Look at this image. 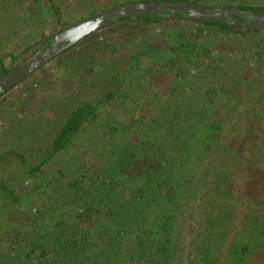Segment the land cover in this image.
<instances>
[{
  "label": "trees",
  "instance_id": "1",
  "mask_svg": "<svg viewBox=\"0 0 264 264\" xmlns=\"http://www.w3.org/2000/svg\"><path fill=\"white\" fill-rule=\"evenodd\" d=\"M136 1L159 0H79L74 20L70 0H0V77L58 32ZM162 1L264 13V0ZM122 24L134 33L95 32L49 62L61 79L119 56L115 70L68 99L44 143L24 139L26 124L0 152L12 168L0 177V264H264L263 113L232 118L264 83V29L165 13L108 28Z\"/></svg>",
  "mask_w": 264,
  "mask_h": 264
},
{
  "label": "rangeland",
  "instance_id": "2",
  "mask_svg": "<svg viewBox=\"0 0 264 264\" xmlns=\"http://www.w3.org/2000/svg\"><path fill=\"white\" fill-rule=\"evenodd\" d=\"M78 1L79 0H70V3L74 6V9L71 11V16L69 17L70 20L80 19L85 14V10L83 8L76 6ZM217 2L210 4L214 5L212 7H222L217 6ZM134 29V26L131 24H122L110 28H104L98 31L94 37L103 38L108 35L111 38H117L119 36L134 33ZM118 58L119 56H113L107 60L93 64L83 74L69 79L58 78L55 75L57 67L52 65V63H48L44 66V69L31 75L27 80L15 87L10 93L1 97L0 152L10 149L16 145L18 139H14V137H16L15 131L22 129L23 125L26 124L29 132L24 139L31 140L32 142L34 141V143H44V141L48 138L47 129L51 122V117L61 113L65 109L68 99L85 85L103 75L113 72L116 68L114 65L119 60ZM9 63L10 62H8V64ZM118 69L121 70L123 67ZM248 108L256 109L258 111L260 109L264 118V83L258 88V98L254 101V103L248 104L245 100H243L238 105V108L232 116L233 123L242 121L244 118L243 114ZM9 114H14V120L9 117ZM12 130L13 134H10L9 132ZM10 168H0V177L6 172H11ZM238 182L241 186V178L238 179ZM17 189L22 191L20 188ZM238 204L239 206L236 207L235 212L239 217L237 225L240 226L241 219L247 212V206L246 204H242L241 199L238 201ZM22 205L24 207L34 208L40 204L39 202H34L28 199V197H23ZM182 221L186 223L184 232L187 233L190 229V221L186 218L182 219ZM191 223H194V220L193 222L191 220ZM237 232L238 228H235L232 235Z\"/></svg>",
  "mask_w": 264,
  "mask_h": 264
},
{
  "label": "water",
  "instance_id": "3",
  "mask_svg": "<svg viewBox=\"0 0 264 264\" xmlns=\"http://www.w3.org/2000/svg\"><path fill=\"white\" fill-rule=\"evenodd\" d=\"M165 13L171 18L194 21H219L227 19L246 28L264 29V13L243 10L237 7H212L198 3L173 1H136L111 8L102 14L77 22L51 38L50 46H43L32 53L18 66L0 77V97L28 79L44 65L65 50L76 45L91 34L112 24L114 20L135 18ZM234 16L245 19L235 21Z\"/></svg>",
  "mask_w": 264,
  "mask_h": 264
}]
</instances>
